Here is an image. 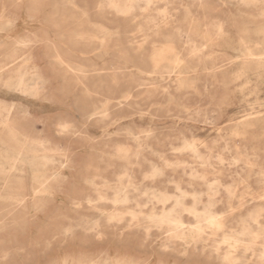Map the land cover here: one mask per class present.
Here are the masks:
<instances>
[{"label":"rangeland","instance_id":"obj_1","mask_svg":"<svg viewBox=\"0 0 264 264\" xmlns=\"http://www.w3.org/2000/svg\"><path fill=\"white\" fill-rule=\"evenodd\" d=\"M19 1L0 0V264H87L118 243L145 264H216L218 259H205L207 242L193 255L187 245L183 254L161 230L151 227L145 235L141 226L130 224L151 210L161 211L162 204L146 196L152 189L171 197L166 207L181 193L186 206L202 208L212 200L211 209L226 229L237 230L255 209L264 215V3L158 0L148 9H132L128 19L113 21L110 14L94 16L96 0H77L78 9L88 16L72 28L83 37L96 29L105 32V42L86 47L80 35L77 43L68 42L70 26L58 35L59 30L44 20L51 10L48 2L36 18L25 11L28 0H22V8L14 7ZM162 14L173 15L163 26L165 33L146 30ZM44 29L51 44L64 42L73 55L69 60L79 62L82 72L65 65L50 67L53 58L43 57L40 39ZM26 36L32 40L27 49L17 44ZM190 45L198 52L189 54ZM160 50L165 56L154 63L150 55ZM30 53L44 84L34 87L31 81L35 91L30 94L7 87L6 81L16 79ZM58 123H66L70 131L60 132ZM184 139L195 141L204 162L184 147ZM13 156L19 158L18 170L10 171ZM61 163L66 165L61 168ZM152 165L162 168L164 176L149 178ZM125 168L133 179L124 177ZM190 169L203 177L190 176ZM34 170L49 177L44 191L36 195ZM10 176L23 179L8 184ZM120 186L128 190L130 200L113 211L110 201L102 198L110 199L112 187ZM11 193L23 198L19 206ZM112 212L121 218L115 226L104 222ZM182 214L186 222L194 221ZM94 223L100 225V236L85 228Z\"/></svg>","mask_w":264,"mask_h":264},{"label":"bare ground","instance_id":"obj_2","mask_svg":"<svg viewBox=\"0 0 264 264\" xmlns=\"http://www.w3.org/2000/svg\"><path fill=\"white\" fill-rule=\"evenodd\" d=\"M158 0H96V6H95V12L94 16L97 17H105L106 14H110V17L112 20L120 19L121 17L126 18V16L131 15L132 9L139 8V9H148L154 3ZM196 1V0H195ZM235 1V0H234ZM51 5V10L47 16H44V20L49 22L53 27L57 28L58 35H61L60 29L64 28L65 26H70L69 28V35L68 36V42H75L77 43L78 39L77 36L80 35L85 42V46H91L95 44V42H105L106 39L103 35H105L104 31L102 29H96L94 30L90 35L83 37L82 32L74 30L72 26H79V18L88 16L87 13H85L84 10H79V5L77 0H54V2H51V0H28V3L26 5V13L29 16H33L36 18H40L41 13L43 12V7L44 4ZM200 2V1H199ZM205 2V1H204ZM237 3L241 5H249V4H254L256 6L257 3H264V0H236ZM234 3V2H233ZM12 4V3H11ZM22 0L17 2L14 7L22 8ZM204 4V3H203ZM227 4V3H226ZM236 4V3H235ZM2 5V4H1ZM187 5V4H186ZM229 5V3H228ZM231 5V4H230ZM232 6V5H231ZM192 7V6H191ZM264 8V7H263ZM246 9V8H244ZM253 9V8H252ZM161 11V10H160ZM185 11V10H183ZM251 11V10H250ZM202 12V11H201ZM238 12V11H237ZM252 13V12H250ZM263 13V12H262ZM186 14V13H185ZM258 15V14H255ZM173 15L170 14H162L160 15V21L158 22H153V28L148 27L146 30H150V33H154L156 35H163L165 33L163 26L169 24V20L171 19ZM263 16V14H262ZM109 17V18H110ZM120 17V18H119ZM147 17L153 18V16H150L149 14ZM259 17V16H257ZM255 18V17H254ZM260 18V17H259ZM263 20V17H261ZM184 19V18H183ZM257 19V18H256ZM10 21L14 20L13 18L9 19ZM185 20V19H184ZM254 20V19H253ZM258 20V19H257ZM256 20V21H257ZM259 21V20H258ZM137 22V21H136ZM176 22V21H175ZM5 23V22H4ZM3 23V25H4ZM134 23V22H133ZM8 21L6 23L7 27ZM185 24V22H184ZM251 24V23H250ZM10 25V24H9ZM8 25V26H9ZM134 25V24H133ZM188 25V24H186ZM260 25V24H259ZM262 25V24H261ZM264 25V24H263ZM262 25V26H263ZM88 26V25H87ZM255 26V25H254ZM6 27H4L6 29ZM256 27V26H255ZM258 27V26H257ZM264 27V26H263ZM262 27V28H263ZM3 28V29H4ZM261 28V27H260ZM202 29V28H201ZM219 29H221L219 27ZM259 29V28H258ZM264 29V28H263ZM117 30V29H116ZM145 30V29H144ZM189 30V29H188ZM3 31V30H2ZM19 31V29H18ZM108 31V30H107ZM218 31V30H217ZM221 31V30H219ZM111 32V31H110ZM116 32V31H115ZM223 32V31H222ZM260 32V31H259ZM258 32V34H259ZM263 32V31H262ZM101 34L99 36L98 34ZM142 33V32H141ZM221 33V32H220ZM48 31L44 29L41 33L40 39L41 41L44 42L43 46V57L48 58L49 56L53 58V60H50L48 63L54 64L50 65V67L55 70V66L60 65H65L66 68L73 72H82V65L79 64V62H72L69 60V57L73 56L70 53V50L67 49L66 46H64V42H59L57 45H53L50 42ZM64 34V33H63ZM108 34V33H106ZM113 34V33H112ZM149 34V32L146 33V35ZM222 34V33H221ZM264 34V33H263ZM54 35V33H53ZM98 35V36H97ZM120 35V34H119ZM122 35V34H121ZM109 37V35H106ZM130 36V35H129ZM36 36H34L35 38ZM63 37V36H62ZM122 37V36H121ZM131 37V36H130ZM211 37V36H210ZM238 37V36H237ZM20 38V37H19ZM79 38V37H78ZM113 38V36H112ZM143 39L142 37H140ZM159 38V37H157ZM156 38V39H157ZM254 38V37H253ZM257 38V37H255ZM64 39V37H63ZM80 39V38H79ZM133 39V38H132ZM155 39V37H153ZM158 40V39H157ZM194 40V39H193ZM31 39L26 36V38H22L19 40L17 44H21L22 47L27 49L28 46L31 44ZM163 41V40H162ZM167 41V40H165ZM169 41V39H168ZM82 42V41H81ZM170 42V41H169ZM127 43V42H126ZM116 44V43H115ZM236 44V43H235ZM117 45V44H116ZM128 45V44H127ZM166 45V44H165ZM100 46V45H99ZM129 46V45H128ZM132 46V45H131ZM144 46V45H143ZM156 46V45H155ZM236 46V45H235ZM238 46V45H237ZM127 47V46H126ZM170 47V46H169ZM232 47V46H231ZM99 48V47H98ZM97 48V49H98ZM122 48V47H120ZM130 48V47H129ZM139 48V46H138ZM171 48V47H170ZM204 47H202L203 49ZM237 48V47H236ZM101 49V48H100ZM117 49V48H115ZM131 49V48H130ZM166 49V47H165ZM201 49V48H200ZM205 49V48H204ZM103 50V49H102ZM169 50V49H168ZM166 49V51H168ZM239 50V48H238ZM106 51V50H105ZM104 51V52H105ZM111 51V49H110ZM189 54H193L194 52H198L197 48L195 45H190ZM82 52V51H81ZM107 52V51H106ZM105 52V53H106ZM131 52V50L129 51ZM169 52V51H168ZM83 53V52H82ZM132 53V52H131ZM159 54L157 56V53L151 54V60L154 63H158L160 59L165 56L164 51L160 50L158 52ZM166 53V52H165ZM93 54V53H91ZM95 54V52H94ZM104 54V53H103ZM119 54V52H118ZM99 55V54H97ZM101 55V54H100ZM106 55V54H105ZM134 55V54H133ZM242 55V54H241ZM86 56V55H85ZM82 57V56H81ZM104 57V55H103ZM107 57V56H106ZM123 57V56H122ZM167 57V56H166ZM178 57V56H177ZM180 57V56H179ZM178 57V58H179ZM93 58V57H92ZM168 58V57H167ZM178 58H174V61L172 63H177ZM246 58V57H245ZM100 59V58H99ZM102 59V58H101ZM100 59V60H101ZM115 59V58H114ZM250 59V57H249ZM253 59V58H252ZM33 58L30 54H26L23 62L20 66V69L18 75L16 76V79L12 81V79H8L6 81V86L10 87L13 85L16 90H19L23 93H33L35 90L33 87L30 85L31 81L34 82V85H38L39 83L41 85L44 84L45 78L42 76V74L39 73L37 66L34 61H32ZM116 60V59H115ZM260 60V59H259ZM118 61V60H117ZM122 61V60H121ZM120 61V62H121ZM180 61V60H179ZM205 61H207L205 59ZM236 61V60H234ZM149 62V61H148ZM181 62V61H180ZM209 62V61H208ZM160 63V62H159ZM179 63V62H178ZM127 64V63H125ZM180 64V63H179ZM178 64V65H179ZM198 64V63H197ZM210 64V62H209ZM211 65V64H210ZM223 65V64H222ZM130 66V64H129ZM128 66V68H130ZM176 66V65H175ZM174 66V67H175ZM157 66H155L156 68ZM178 67V66H177ZM6 68V67H5ZM29 68L31 69V72H29ZM61 68V67H60ZM23 69V70H22ZM154 69V68H153ZM92 70V69H91ZM152 70V69H150ZM177 70V69H176ZM96 71V70H94ZM175 72V71H174ZM258 72V71H256ZM26 73H30V76H26ZM107 73V72H106ZM146 74V73H145ZM156 75V74H155ZM167 76V75H166ZM262 76V75H261ZM159 77V76H158ZM174 77V76H173ZM77 78V76H76ZM193 79V78H192ZM262 79V78H261ZM78 80V79H76ZM131 83V82H130ZM129 83V84H130ZM132 84V83H131ZM133 86V84L131 85ZM35 87V86H34ZM151 87V86H150ZM58 88V87H57ZM185 89V88H184ZM75 90V89H74ZM165 91V90H164ZM10 93V92H9ZM15 93V92H14ZM73 93V92H72ZM206 93V92H205ZM11 94V93H10ZM126 94V93H125ZM124 94V95H125ZM18 95V94H17ZM66 95V94H65ZM61 96V94H60ZM126 96H124L125 98ZM18 98V97H17ZM219 98V97H218ZM24 99V98H23ZM106 99V98H105ZM64 100V99H63ZM66 100V99H65ZM121 100V99H119ZM169 101V100H168ZM121 103V102H120ZM244 104V103H243ZM257 104V103H256ZM228 105V104H227ZM251 105V104H250ZM11 106V105H10ZM246 106V105H245ZM101 107V106H100ZM46 108V107H45ZM11 109V108H10ZM21 109V107H20ZM22 110V109H21ZM45 110V109H44ZM39 111V109H38ZM249 114V113H248ZM88 115V114H87ZM91 115V113H90ZM244 115V114H243ZM262 115V114H261ZM147 118V117H145ZM248 118V117H247ZM252 118V117H251ZM249 118V119H251ZM259 118V117H258ZM54 120V119H53ZM58 120V118H57ZM119 120V119H118ZM178 120V119H177ZM205 120V119H204ZM146 121V120H145ZM176 121V120H175ZM127 122V121H126ZM178 122V121H177ZM190 122V121H189ZM180 123V121H179ZM234 123V122H233ZM236 123V122H235ZM240 123V122H239ZM257 123V122H256ZM255 123V124H256ZM161 124V123H160ZM163 124V123H162ZM206 124V123H205ZM237 124V123H236ZM83 125V124H82ZM258 125V124H257ZM5 127V124H4ZM59 131L60 132H69L70 129H68V125L65 123H58ZM82 127V126H80ZM90 127V126H89ZM104 127V126H103ZM258 127V126H256ZM83 128V127H82ZM93 128V127H92ZM260 128V127H259ZM6 128L5 130H7ZM257 129V128H256ZM124 130V129H123ZM217 130V129H216ZM258 130V129H257ZM99 131V130H98ZM263 131V130H262ZM9 132V131H8ZM95 132V131H94ZM93 133V132H92ZM125 133V132H124ZM208 133V132H207ZM255 133V132H253ZM98 134V132H97ZM129 134V133H128ZM229 134V133H228ZM204 135V134H203ZM202 135V136H203ZM22 137V136H21ZM129 137V136H127ZM132 137V136H131ZM135 137V136H134ZM229 137V136H228ZM259 137V136H258ZM4 138V137H3ZM6 139V138H5ZM19 139V138H17ZM130 139V137H129ZM230 139V138H229ZM14 140V139H13ZM23 140V138H22ZM26 140V139H25ZM251 141V140H250ZM13 143V142H12ZM25 144V143H24ZM182 144V143H181ZM2 145V144H1ZM183 145L185 148L190 149L192 154L194 156H197L198 158H201L198 155V151L195 148V141L194 140H188L184 139L183 140ZM3 146V145H2ZM197 147V146H196ZM2 148V147H1ZM13 149V148H12ZM43 149V148H42ZM11 150V149H10ZM40 150V149H39ZM44 150V149H43ZM13 151V150H12ZM151 151V150H149ZM156 151V150H155ZM259 151V150H258ZM96 152V151H95ZM157 154V153H156ZM13 155V154H12ZM19 155V154H18ZM219 155V154H218ZM20 156V155H19ZM26 156V155H24ZM23 156V157H24ZM46 156V155H44ZM250 156V155H249ZM7 157V156H6ZM28 157V156H27ZM38 157V156H37ZM47 157V156H46ZM126 157V155H125ZM12 164L10 165V171L12 170H18L17 167V162H19L18 156H13L10 157ZM158 158V157H157ZM196 158V157H195ZM219 158V156H218ZM233 158V157H232ZM237 158V157H236ZM36 159V158H35ZM203 159L204 162V158ZM42 160V158H41ZM51 159L44 158V161H50ZM3 161V160H2ZM23 161V160H22ZM43 161V162H44ZM32 163V161H30ZM237 163V162H236ZM48 164V163H47ZM178 162H174L173 166L177 167ZM2 165V164H1ZM46 165V164H44ZM56 165V164H55ZM66 164L61 163V168L64 167ZM169 165V164H168ZM190 165V164H189ZM197 165V164H196ZM203 164H201L202 167ZM8 166V165H7ZM23 166V165H22ZM28 166V165H26ZM199 166V165H198ZM244 166V165H243ZM173 167V169H174ZM187 167V166H186ZM250 168V166H248ZM30 168V167H29ZM27 169V168H26ZM31 169V168H30ZM128 168H125L123 171V175L125 178L128 180L133 179L132 174L127 172ZM151 171L149 178H157L159 176H164L162 168H160L157 165H152L151 166ZM42 170V169H41ZM32 171V170H31ZM35 171V170H34ZM16 172V171H15ZM14 172V173H15ZM27 172V171H26ZM25 172V173H26ZM260 172V171H259ZM263 172V171H261ZM13 173V174H14ZM31 173V172H30ZM39 172H34L33 177L34 181L38 182V187L34 190V194H39L44 191V186L49 180V177L43 176L42 174L40 175ZM20 173H18L19 175ZM28 174V173H27ZM183 174V173H182ZM1 175V174H0ZM8 175V174H7ZM17 175V174H15ZM22 175V174H21ZM189 175L192 177L196 178H202L203 176L198 174L197 171H192V169L189 170ZM255 175V174H254ZM3 176V175H2ZM1 176V177H2ZM6 176V174H5ZM3 176V178L5 177ZM56 176V174H52V178ZM147 176V175H146ZM186 176V175H185ZM237 176V175H236ZM8 177L7 183L11 184L13 180L16 178V181H20L23 178L21 176L17 177ZM146 178V177H145ZM1 179V178H0ZM203 180V179H202ZM1 181V180H0ZM15 181V182H16ZM244 181V180H243ZM4 182V181H3ZM5 183V182H4ZM213 183V182H212ZM212 183H208L212 185ZM217 183V182H214ZM86 184V183H85ZM174 184V183H173ZM233 184V183H232ZM236 184V183H235ZM207 185V184H206ZM231 185V184H230ZM241 185V184H240ZM4 186V184H3ZM7 186V185H6ZM4 186V187H6ZM9 186V185H8ZM215 186V185H214ZM229 186V184H228ZM244 186V185H243ZM2 187V185H1ZM130 188H133V190H137L132 183H129ZM173 187V186H172ZM28 188V187H27ZM98 188V187H97ZM179 188V187H178ZM210 188V187H209ZM226 188V187H225ZM248 188V187H247ZM246 188V189H247ZM46 189V188H45ZM106 189V188H104ZM113 189V195L110 199L107 198H102L103 200H109L112 206L113 211L118 209L117 206L120 205L121 203L128 202L130 200L129 195H128V190L125 189V187H112ZM147 189V188H146ZM180 189V188H179ZM176 189V190H179ZM5 190V188H4ZM3 190V191H4ZM149 191L147 195H149V200L151 202L155 203H160L162 204L161 206V211L160 212H154L150 211L147 214H144L141 216L140 219H136L135 223L130 224V226L138 227L141 226L144 230L145 235L150 234V228H156L158 230H161L162 232L166 233L167 239L170 241V239L174 240L178 246L183 249L187 245H189V251L190 255L196 254L199 250L203 249V242H207L208 247L206 248V254H205V259L206 260H219L216 262V264H245L246 262L250 261V264H264V215L260 214L259 209H255L252 213L247 215L245 219H242L239 223V228L237 230H231V229H226L225 228V223L221 217H219L218 213L212 211V200H208L205 205H203L202 208H197L194 204L190 206H186L183 201H182V193L180 196H175L172 201H171V206L166 207L165 203L167 201H170L171 197L166 195V193H163L161 191ZM157 190V189H156ZM174 188L173 192H177ZM185 190V189H184ZM210 190H213L210 188ZM1 191V192H3ZM28 191V189H27ZM105 191V190H103ZM132 191V189H131ZM181 191V190H180ZM9 192V191H8ZM210 192V191H208ZM263 192V191H262ZM5 193V192H4ZM108 193V192H107ZM147 193V192H146ZM201 193V192H200ZM204 193H207L206 191ZM2 194V193H1ZM8 194V193H7ZM33 194V197H34ZM12 199L14 200V203L19 206L23 202V198H19L17 193H11ZM144 195V193H143ZM186 195V194H185ZM197 195V194H195ZM231 195V194H230ZM246 195V194H245ZM2 196V195H1ZM7 196V195H6ZM32 196V195H31ZM45 196V194H44ZM47 196V195H46ZM49 196V195H48ZM190 196V195H189ZM251 196V195H250ZM3 197V196H2ZM10 197V196H9ZM8 197V198H9ZM29 196H27L28 198ZM50 197V196H49ZM137 197V196H136ZM199 197V196H198ZM197 197V198H198ZM6 198V199H8ZM209 198V197H207ZM5 199V200H6ZM101 199V200H102ZM228 199V198H227ZM239 199V198H238ZM256 199V198H255ZM254 199V200H255ZM261 199V198H260ZM264 199V198H263ZM2 199H0L1 201ZM102 200V201H103ZM200 200V198H199ZM229 200V199H228ZM257 200V199H256ZM262 200V199H261ZM9 201V200H8ZM90 202V200H88ZM149 201V202H150ZM230 201V200H229ZM258 201H260L258 199ZM3 202V200H2ZM193 202H197L196 199H193ZM1 203V202H0ZM251 203V201H250ZM8 204V203H7ZM88 204V203H87ZM199 204V203H198ZM247 204V203H246ZM249 204V202H248ZM72 205V204H70ZM136 207H141V204L139 202L135 203ZM213 205V204H212ZM80 206V205H76ZM89 206V204H88ZM72 207V206H71ZM75 207V206H74ZM94 207V206H93ZM153 207V206H152ZM214 207V206H213ZM30 208V207H29ZM145 208V207H144ZM260 208V207H259ZM13 209V208H12ZM153 209V208H152ZM110 210V209H109ZM141 210V209H140ZM157 211V210H156ZM4 212V211H3ZM183 212L188 213L194 221L192 222H186L183 218ZM105 214V212H103ZM247 213V212H246ZM116 213H109L104 216V222L106 225H112L115 226L116 222L119 221L121 218L118 216ZM141 214V213H139ZM220 214V213H219ZM32 215V214H31ZM121 215V214H119ZM127 215V214H126ZM130 215V214H129ZM101 216V215H100ZM123 216V214H122ZM222 216V215H221ZM135 214H131V218H135ZM261 217V218H260ZM96 218V217H95ZM130 218V219H131ZM237 218V217H236ZM93 221V220H92ZM1 223V222H0ZM78 223V222H76ZM2 224V223H1ZM15 224V223H14ZM85 225V224H84ZM9 226V225H8ZM7 226V227H8ZM99 224L94 223L91 225H86V230L88 229H95V235L100 236V232L98 231L99 229ZM127 226V225H126ZM17 228H19L17 226ZM65 232V231H64ZM62 235V233H61ZM67 235V234H66ZM121 235V234H120ZM166 235H164L166 237ZM116 238V237H115ZM100 239V238H99ZM98 240V239H97ZM47 241V240H46ZM120 242V241H119ZM156 242V241H155ZM154 242V243H155ZM46 243V242H45ZM44 244V243H43ZM159 244V243H158ZM206 244V243H205ZM36 246V245H35ZM125 245H122L121 243L116 244L111 249L104 250L98 252L95 256L90 258L89 262L87 264H145L143 262H140L137 260L134 256L131 254L127 253L126 250L123 247ZM158 246V245H157ZM34 247V246H33ZM163 247V246H162ZM166 249V247H165ZM205 250V248H204ZM111 251H113V254H111ZM183 254H186L184 249L181 250ZM179 251V252H181ZM204 252V251H202ZM18 255V254H17ZM25 255V254H24ZM189 258V256H188ZM3 257L1 258V260ZM14 260V259H13ZM101 262V263H100Z\"/></svg>","mask_w":264,"mask_h":264}]
</instances>
